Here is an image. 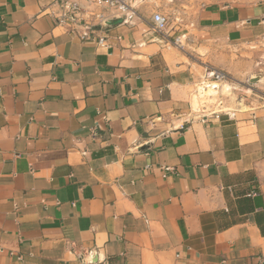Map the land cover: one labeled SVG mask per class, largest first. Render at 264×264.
I'll return each instance as SVG.
<instances>
[{
  "label": "crops",
  "instance_id": "crops-1",
  "mask_svg": "<svg viewBox=\"0 0 264 264\" xmlns=\"http://www.w3.org/2000/svg\"><path fill=\"white\" fill-rule=\"evenodd\" d=\"M55 9L0 0V264H264V116L189 117L204 68L152 15L85 41ZM188 26L229 58L264 39V1Z\"/></svg>",
  "mask_w": 264,
  "mask_h": 264
},
{
  "label": "rangeland",
  "instance_id": "rangeland-1",
  "mask_svg": "<svg viewBox=\"0 0 264 264\" xmlns=\"http://www.w3.org/2000/svg\"><path fill=\"white\" fill-rule=\"evenodd\" d=\"M262 1L264 0H146L145 4L139 7L138 12L147 21L154 12L163 13L172 21L173 29L171 32L179 28L182 31L178 33L187 34L188 28L185 27L190 28L188 24L192 22L198 9L203 6ZM183 39L184 37L181 38V42ZM191 45L189 39L186 42L184 41L182 51L190 53L196 61L200 62L199 65L203 68L207 66L208 68L218 69L226 75V79L218 84V94L215 97L206 98V106L212 107L211 110H221L227 113L236 112L240 109V112L257 113L258 116H264V39L256 43L236 47V50H232V56H229V58L215 50L211 55L206 54V56H203L198 54V51L196 53V48ZM254 77H260L261 79L251 82V78L254 79ZM200 89L206 90L203 87H200ZM200 89H197L198 94L196 92L198 97L196 94L192 97V105L194 103L196 107L199 99H204L207 96L199 97ZM193 100H196V103ZM207 109L210 110V108Z\"/></svg>",
  "mask_w": 264,
  "mask_h": 264
},
{
  "label": "built area",
  "instance_id": "built-area-1",
  "mask_svg": "<svg viewBox=\"0 0 264 264\" xmlns=\"http://www.w3.org/2000/svg\"><path fill=\"white\" fill-rule=\"evenodd\" d=\"M84 5L80 4L76 0H54L56 9L50 12L61 23H68L73 25L72 33L74 32V23L80 29L79 37L85 41H94V30H98L103 26L107 16L110 18L123 19V22H129L138 17V9L145 4L146 0H82ZM95 9H100L101 12L96 13ZM172 21L167 15L160 12H155L151 17L150 29L162 36L165 39L177 47V49H183L184 41L188 40L187 34L180 33L175 35L174 32H181L179 28L174 32ZM176 36V37H175ZM184 37L181 42V38ZM102 44L103 39L99 38L97 41ZM205 72V89L213 87L214 84L222 83L226 79V75L213 68H204ZM214 89V88H213ZM223 111H210L205 108L194 109L189 114L198 115L196 117L200 122L207 123L209 119H219V115Z\"/></svg>",
  "mask_w": 264,
  "mask_h": 264
},
{
  "label": "bare ground",
  "instance_id": "bare-ground-1",
  "mask_svg": "<svg viewBox=\"0 0 264 264\" xmlns=\"http://www.w3.org/2000/svg\"><path fill=\"white\" fill-rule=\"evenodd\" d=\"M214 88V89H213ZM219 88V85H217V84H214V86L213 87H210V88H208V89H206L205 91L204 90H201L200 88V90H199V97H202L203 98V96L204 95H207V96H209V97H215V95H217L218 94V89ZM227 89V88H226ZM228 90H229V88H228ZM197 94H198V92H197ZM197 94H196V96H197ZM198 97V96H197ZM195 98V97H194ZM196 100H193V102H195ZM196 103V102H195ZM199 103V102H198ZM195 105H194V103H193V108H197L196 106L194 107ZM243 108V107H242Z\"/></svg>",
  "mask_w": 264,
  "mask_h": 264
},
{
  "label": "water",
  "instance_id": "water-1",
  "mask_svg": "<svg viewBox=\"0 0 264 264\" xmlns=\"http://www.w3.org/2000/svg\"><path fill=\"white\" fill-rule=\"evenodd\" d=\"M260 79H261L260 77H254V79H253V78H251V80H250V81H251V82H254V81L256 82V81H258V80H260Z\"/></svg>",
  "mask_w": 264,
  "mask_h": 264
}]
</instances>
